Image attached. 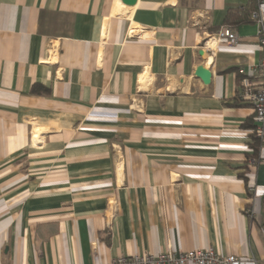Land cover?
Returning <instances> with one entry per match:
<instances>
[{
  "label": "crops",
  "instance_id": "0c3cea01",
  "mask_svg": "<svg viewBox=\"0 0 264 264\" xmlns=\"http://www.w3.org/2000/svg\"><path fill=\"white\" fill-rule=\"evenodd\" d=\"M247 2L0 0V264L208 247L264 264V151L239 97L256 24L204 46Z\"/></svg>",
  "mask_w": 264,
  "mask_h": 264
},
{
  "label": "built area",
  "instance_id": "2783aa9c",
  "mask_svg": "<svg viewBox=\"0 0 264 264\" xmlns=\"http://www.w3.org/2000/svg\"><path fill=\"white\" fill-rule=\"evenodd\" d=\"M256 24L257 42L262 52V59L258 65L259 76H253L243 68L239 69L242 79L239 88L240 99L249 104L253 110L254 130L256 137L261 141L260 152L264 151V0H256V8L252 13ZM226 40L228 44L235 45L239 41L238 34L231 28L225 27L214 34H210L204 46L211 50L212 43ZM255 190L252 186L250 192ZM243 259L235 255H224L213 247L192 249L188 251H175L168 249L158 254H135L121 256L111 264H242Z\"/></svg>",
  "mask_w": 264,
  "mask_h": 264
},
{
  "label": "trees",
  "instance_id": "16d2710c",
  "mask_svg": "<svg viewBox=\"0 0 264 264\" xmlns=\"http://www.w3.org/2000/svg\"><path fill=\"white\" fill-rule=\"evenodd\" d=\"M256 8V0H248L247 4L243 8H238L234 10H230L226 16V26L228 28L234 29L236 26L244 23V22H254L252 18V13ZM34 93H39L40 89L34 87ZM242 101V100H241ZM247 128L255 127L254 124V116L246 121L244 124ZM260 144L261 141L256 137L255 133L252 132V142L251 147L253 149V157L258 158L260 153ZM263 201H264V192H263ZM250 208V207H249ZM262 228L264 229V220L262 222Z\"/></svg>",
  "mask_w": 264,
  "mask_h": 264
},
{
  "label": "water",
  "instance_id": "95a60500",
  "mask_svg": "<svg viewBox=\"0 0 264 264\" xmlns=\"http://www.w3.org/2000/svg\"><path fill=\"white\" fill-rule=\"evenodd\" d=\"M126 5L133 6L136 4L137 0H122ZM195 75L202 79L205 84H210L212 80L211 69L206 67V65H200L196 68Z\"/></svg>",
  "mask_w": 264,
  "mask_h": 264
}]
</instances>
